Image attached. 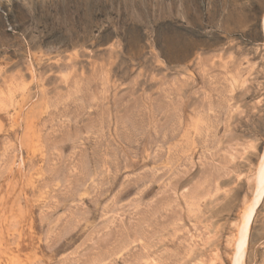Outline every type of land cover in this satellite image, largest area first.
<instances>
[{"label": "rangeland", "instance_id": "374dc122", "mask_svg": "<svg viewBox=\"0 0 264 264\" xmlns=\"http://www.w3.org/2000/svg\"><path fill=\"white\" fill-rule=\"evenodd\" d=\"M264 0H0V264H232L264 152ZM239 264H264V194Z\"/></svg>", "mask_w": 264, "mask_h": 264}, {"label": "bare ground", "instance_id": "6f19581e", "mask_svg": "<svg viewBox=\"0 0 264 264\" xmlns=\"http://www.w3.org/2000/svg\"><path fill=\"white\" fill-rule=\"evenodd\" d=\"M262 32H263V40H264V13L262 16ZM255 182L256 183H255L254 196L246 208V212L243 216L242 224L240 225L238 230V237L236 240V245L234 249V258L232 264H239V261L242 258L253 217L255 215L256 210L259 207L260 201L264 194V152L262 155V159L260 161L258 174L256 176Z\"/></svg>", "mask_w": 264, "mask_h": 264}]
</instances>
